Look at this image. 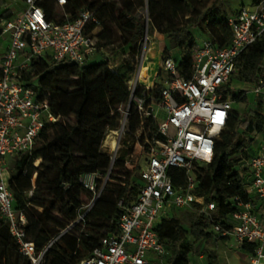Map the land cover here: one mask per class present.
<instances>
[{"label":"built area","instance_id":"2783aa9c","mask_svg":"<svg viewBox=\"0 0 264 264\" xmlns=\"http://www.w3.org/2000/svg\"><path fill=\"white\" fill-rule=\"evenodd\" d=\"M44 1L21 0L22 8L11 9L10 17H0V43L7 41L5 51L0 53V222L8 225L20 253L31 264H49L47 254L54 246L78 226H84L117 161L112 158L115 162L105 172L82 177L84 188L91 193L90 199L79 208L73 221L38 249L28 235L27 215L15 207L12 162L32 154L47 125L60 121L61 117L52 111L49 95L39 97L34 87L24 85L21 73L35 58L46 56L57 64H87L98 50V39L91 27L100 25L96 12L88 8L71 18L65 8L68 0H53L63 18L50 20L42 5ZM228 25L232 32L228 45L219 46L208 38L201 45L195 42L190 78L181 76L178 62L168 56L162 62L167 76L159 84V97L150 89L146 104L147 96L135 97L137 84L129 86L131 101L140 118L131 157H136L141 186L134 199H119L118 231L102 237L87 256L72 264H168L170 251L156 227L163 217L179 209L202 214L210 225L207 230L219 239H233V246L239 251L244 244L253 245V252L246 254L247 264H264V219L258 215L255 203L264 202V139L240 168L241 176L248 182L246 192L252 199L233 198L235 209L226 218L227 226L214 217L215 201L199 195V179L194 169L195 163H210L214 157L216 139L233 109L234 100L225 97V86L237 71L238 59L264 36V0H254L252 7H240L229 15ZM144 37L148 38L147 33ZM147 50L138 56L137 80L142 77ZM262 86L263 78L255 86V92H261ZM131 101L123 110L122 129ZM172 168L184 172L183 184L175 183ZM23 176H27V171ZM35 179L36 174L31 178L32 188L20 189V194L32 196Z\"/></svg>","mask_w":264,"mask_h":264},{"label":"trees","instance_id":"16d2710c","mask_svg":"<svg viewBox=\"0 0 264 264\" xmlns=\"http://www.w3.org/2000/svg\"><path fill=\"white\" fill-rule=\"evenodd\" d=\"M165 1H170V7L175 11H182L183 5L187 7L191 3V0H146L150 20L159 14L169 15ZM221 1H215L203 10H197L195 16L188 18V22L190 27L199 28L203 34L208 35L204 36L205 38L211 39L219 46H226L230 43L232 32L228 25L229 14L223 9ZM133 3V0H121L117 3L68 0L65 8L71 18H75L83 8L94 10L100 20L99 26H103L105 17L101 15L102 9L110 7L119 28L128 33L127 41L131 45L133 56L137 58L141 52V41L147 33V20L134 12ZM42 5L48 19L55 20L59 12L54 1L45 0ZM11 15V9L0 13V17ZM168 20L174 23L171 16ZM91 28L94 30L96 27ZM173 29L178 31L177 25ZM105 32L106 28H103L98 35L93 34L98 39V48ZM195 42L196 38L188 36L187 42L180 45L182 55L176 61L180 75L185 78L192 76V51ZM234 75L241 83L258 85L261 78L264 80V36L238 59ZM21 77L24 85L37 90L39 97L49 95L52 111L61 117L60 121L47 125L32 154L12 162L13 183L19 182L22 177L31 180L36 174L32 196L20 194V189L16 186L15 207L27 215L29 238L41 249L61 228L76 218L79 208L90 199L91 193L84 188L82 177L87 173L105 172L111 166V158L101 154V147L109 131L117 130L124 120L123 110L129 105L131 91L126 75L112 69L107 61H90L80 66L73 62L57 64L50 56L39 57L22 71ZM231 81L225 86V97L230 96L232 100L239 101L243 91H236L231 86ZM153 93L155 97H159L160 87L155 86ZM138 95H142L141 92ZM139 125L138 112L134 104H131L126 121L127 132L135 135ZM254 125L264 134L263 116L251 111L241 116L233 108L225 128L216 139L212 161L195 163V167L204 173L197 175L198 193L206 196L208 200L215 201L217 209L214 217L224 226L228 225L226 218L235 209L232 203L234 197L252 199L246 192L248 182L241 176L240 168L244 160L255 151L250 146L251 140L244 134ZM50 152L53 154L50 163L40 162L35 165V162ZM117 162L125 164L124 161ZM118 167L124 168L115 164L114 169ZM26 171L27 176H23ZM133 172L127 171V176L120 180L123 182L122 186L116 194V201L105 224L92 222L91 216L94 211L99 213L110 200L108 183L88 213L84 226H78L73 234L64 236L47 254L49 264L75 263L87 256L102 237L118 231L119 199H134L141 186L139 180L136 184L131 183ZM170 173L174 175L177 185L184 183V172L181 169L172 168ZM188 211L189 229L184 228L183 221L178 216L163 217L156 227L170 251L168 264H188V255L195 250L194 242H201L213 236L212 232L207 230L210 225L203 215L197 211ZM96 227L103 228L104 232L101 233ZM187 236H191L194 242L190 243ZM175 240L179 241L180 245L174 248L172 244ZM241 252L252 253L253 245L244 244ZM210 258L211 264H220L216 252L212 253ZM0 264H31L28 258L20 253L8 225L4 222H0Z\"/></svg>","mask_w":264,"mask_h":264},{"label":"rangeland","instance_id":"374dc122","mask_svg":"<svg viewBox=\"0 0 264 264\" xmlns=\"http://www.w3.org/2000/svg\"><path fill=\"white\" fill-rule=\"evenodd\" d=\"M100 2H120L121 0H99ZM215 1L220 0H191V3L186 7L182 6V11H175L170 7V1H165V4L168 8L169 15H157L154 19L150 20L149 18V9L147 6L146 0H133V10L135 13L144 16L147 20L146 32L147 37H144L141 41V51L146 48H149L152 39V35L155 32L167 33L168 31H173L174 26L177 25L178 31H182L185 36L188 38L195 39L196 45H201L202 41L208 35L203 34L199 28H194L189 26L188 18L190 16H195L197 10H203L211 6ZM17 6L21 7V0L16 1ZM16 2L12 0H0V13L6 9H16ZM223 9L229 14H233L242 6L252 7L254 5V0H222ZM103 10L102 16L105 17V23L103 26H99L95 29L94 34H97L106 28L105 36L102 41L99 42V48L97 53L92 58L91 62H100L107 61L109 66L112 69L118 70L120 74H125L128 81V85L137 84L135 88V97L149 96V85H151V90H154L155 86H159L161 79H156L152 84L148 81L137 80V71L140 68L139 58L133 56L131 45L128 43V33L119 28L117 25V20L112 12L110 7H105ZM59 12V13H58ZM58 16L55 20H61L63 18L62 13L58 10ZM169 16L174 20V23L169 22ZM150 22V24H149ZM190 34V35H189ZM205 36V37H204ZM184 44V43H183ZM180 53L182 49L180 48ZM164 57H167V53H164ZM175 58L176 53L173 55ZM163 68V64H161ZM161 72V69L158 71ZM142 78V77H141ZM140 78V79H141ZM231 86L236 91H243V94L240 96L239 101H233V108L237 110L241 116H244L246 112H258L261 116L264 117V86L261 87V92H255L256 84L253 83H241L238 82L235 75L232 77ZM141 92L142 95H138ZM131 101V99H130ZM131 104L134 102L131 101ZM135 106V104H134ZM159 117L162 118L163 114L158 113ZM124 119V118H123ZM135 121V117H133ZM136 122V121H135ZM123 120L121 125L117 130H110L107 134L102 147L101 154L106 155L110 158H116L117 161H129L128 163L115 162L117 166H124V168H116L113 170V173L110 175L111 182H108V194L110 200L106 203L104 208L98 213L93 212L91 216L92 222H98L99 224H105L107 220L108 213L112 208L113 204L116 201V194L120 190L123 180L127 176V171H134L133 176L131 177V183L136 184L137 180L141 182L140 176L138 175V170L136 169V157H131L132 152L134 151V144L136 137L133 134L127 132L128 127L126 125L122 129ZM139 131L140 125L137 127ZM137 132L135 134H137ZM142 134V131L140 132ZM245 136L251 140V148L255 149L258 144L264 139V134L259 132L254 125L251 130L246 131ZM116 142V145H114ZM52 152H50L43 159L38 161L44 163H50L52 159ZM197 175L204 174L203 171L198 168H194ZM18 186L19 189L23 188L28 190L32 186V181L29 178L22 177L19 182H14V186ZM188 209H179L174 210L169 214V217L178 216L183 221V226L186 229H189V221L187 217ZM101 233L104 232L103 228H97ZM190 243L194 242V239L191 236H187ZM233 239H219L216 236L211 238H205L201 242H194L195 250L188 255L189 262L188 264H211V254L217 253L218 260L220 264H242L244 262V254L233 248ZM180 242L175 240L173 241L172 246L178 247Z\"/></svg>","mask_w":264,"mask_h":264},{"label":"crops","instance_id":"0c3cea01","mask_svg":"<svg viewBox=\"0 0 264 264\" xmlns=\"http://www.w3.org/2000/svg\"><path fill=\"white\" fill-rule=\"evenodd\" d=\"M17 6V2L15 3ZM24 6V4L21 3V7L17 6L16 9H20ZM97 28V27H96ZM95 28V29H96ZM93 30V34L94 31ZM152 39L154 41H151V44L146 52L145 59L142 64V78L139 79L140 81H148L149 83H153L156 79H161L160 83L162 80L167 76L166 71L164 68H161V64L164 59V53H168L169 56L173 57L175 60L180 59L182 52L180 53V45L185 44L187 42V37L182 31H168L167 33H160V32H155L152 35ZM7 46V41L2 40L0 43V53L4 52ZM97 53V51H96ZM95 53V54H96ZM176 53V56L179 58H175L173 55ZM94 54V55H95ZM94 55L91 57L94 58ZM161 69V72H158ZM151 85H149V88ZM256 211L258 215L264 219V202L256 200ZM234 248V246H233ZM236 249V248H234ZM237 250V249H236ZM239 251V250H238ZM241 252V251H240ZM243 253V252H242ZM245 258L244 262L242 264H247V258L246 254L243 253Z\"/></svg>","mask_w":264,"mask_h":264},{"label":"bare ground","instance_id":"6f19581e","mask_svg":"<svg viewBox=\"0 0 264 264\" xmlns=\"http://www.w3.org/2000/svg\"><path fill=\"white\" fill-rule=\"evenodd\" d=\"M150 100V97L147 96L146 99H145V103L147 104ZM114 145H116V142H114ZM113 162H115L112 158H111V165L113 164Z\"/></svg>","mask_w":264,"mask_h":264},{"label":"water","instance_id":"95a60500","mask_svg":"<svg viewBox=\"0 0 264 264\" xmlns=\"http://www.w3.org/2000/svg\"><path fill=\"white\" fill-rule=\"evenodd\" d=\"M150 111H151V108H150Z\"/></svg>","mask_w":264,"mask_h":264}]
</instances>
